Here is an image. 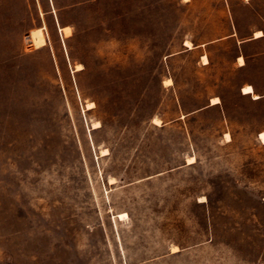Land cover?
<instances>
[{"label": "rangeland", "instance_id": "obj_1", "mask_svg": "<svg viewBox=\"0 0 264 264\" xmlns=\"http://www.w3.org/2000/svg\"><path fill=\"white\" fill-rule=\"evenodd\" d=\"M260 28L264 0H0V264H264Z\"/></svg>", "mask_w": 264, "mask_h": 264}, {"label": "crops", "instance_id": "obj_2", "mask_svg": "<svg viewBox=\"0 0 264 264\" xmlns=\"http://www.w3.org/2000/svg\"><path fill=\"white\" fill-rule=\"evenodd\" d=\"M258 30H262L263 34L260 35V36H256V32H257ZM249 41H253V42L257 43V44H263V45H264V29H261V28H260V29H257V30H255V31L253 32V35H252L251 37L244 38V39L240 40L241 43H242V42H243V43H246V42H249ZM256 55H257V56H263V55H264V47L261 48L259 51H257ZM206 56L208 57V55H206ZM237 59H238V61H239L240 66H245V65H247V55H246L244 52L238 54V55H237ZM241 59L243 60V62H241ZM208 62H209V61H208ZM208 62H207V63H208ZM247 84H251V85L253 86V88H254V92H253V93H244V92H243V87H244L245 85H247ZM241 90H242V93H243L244 95H251L252 98H253V100H255V101H261V100H264V87H260V86H258L255 82H251V81H250V82H246V83L241 87ZM254 93L257 94L258 97H254ZM218 97H219V96H218ZM219 98H220V97H219ZM219 103H221V99H220L219 102H216V103H212V102H211V105H216V104H219Z\"/></svg>", "mask_w": 264, "mask_h": 264}, {"label": "bare ground", "instance_id": "obj_3", "mask_svg": "<svg viewBox=\"0 0 264 264\" xmlns=\"http://www.w3.org/2000/svg\"><path fill=\"white\" fill-rule=\"evenodd\" d=\"M262 34H263L262 30H258V31L256 32V36H260V35H262ZM186 45L189 46L190 48L193 47V46H192V42H191L190 40H187V41H186ZM204 61H205L204 63H207V62L209 61V59H208V57H207L206 55H204ZM241 62H243L242 59H241ZM165 83H166L167 85L172 84V83H173L172 78H167V79L165 80ZM243 92H244V93H253V92H254V88H253V86H252L251 84H247V85H245V86L243 87ZM254 97H258V95L254 93ZM219 101H220V98L217 97V96L212 98V103H216V102H219ZM155 121H156L157 123H160V119H159V118H156ZM157 123H156V124H157ZM160 125H161V123H160ZM227 137L230 138V134H229V133H227ZM260 138L264 140V132H261V136H260ZM195 157H196V156H195ZM195 157H194V156H190L191 161H194V158H195ZM195 159H196V158H195ZM126 215H127V213L123 212V213H121L120 217H121V218H125Z\"/></svg>", "mask_w": 264, "mask_h": 264}]
</instances>
